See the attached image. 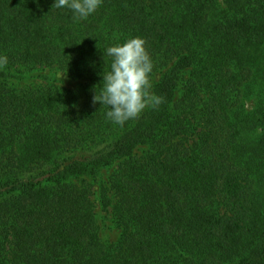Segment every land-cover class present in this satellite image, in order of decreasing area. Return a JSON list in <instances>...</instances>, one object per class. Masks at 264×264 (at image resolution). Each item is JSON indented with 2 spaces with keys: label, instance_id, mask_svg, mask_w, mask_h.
I'll return each instance as SVG.
<instances>
[{
  "label": "trees",
  "instance_id": "16d2710c",
  "mask_svg": "<svg viewBox=\"0 0 264 264\" xmlns=\"http://www.w3.org/2000/svg\"><path fill=\"white\" fill-rule=\"evenodd\" d=\"M53 3L0 0V264H264V0ZM132 37L164 102L120 126Z\"/></svg>",
  "mask_w": 264,
  "mask_h": 264
},
{
  "label": "clouds",
  "instance_id": "9594fccd",
  "mask_svg": "<svg viewBox=\"0 0 264 264\" xmlns=\"http://www.w3.org/2000/svg\"><path fill=\"white\" fill-rule=\"evenodd\" d=\"M102 3L103 0H54L52 7L67 8L74 20L83 21ZM145 44L143 38L132 37L106 49V55L111 58L110 68L102 77L99 92L94 86L92 102L105 106L106 118L114 124L123 126L145 109H155L164 102L162 96L152 91L154 64ZM7 64L8 57L0 54V69Z\"/></svg>",
  "mask_w": 264,
  "mask_h": 264
},
{
  "label": "rangeland",
  "instance_id": "374dc122",
  "mask_svg": "<svg viewBox=\"0 0 264 264\" xmlns=\"http://www.w3.org/2000/svg\"><path fill=\"white\" fill-rule=\"evenodd\" d=\"M59 78H61V80L64 82V84L66 85V86H69V87H72L73 85H74V83L72 82H69V80H67L66 78H65V76H62V75H59ZM26 81H29V79H26ZM110 221L108 220V221H106V223H109ZM112 237H113V235H111ZM110 236V237H111Z\"/></svg>",
  "mask_w": 264,
  "mask_h": 264
}]
</instances>
